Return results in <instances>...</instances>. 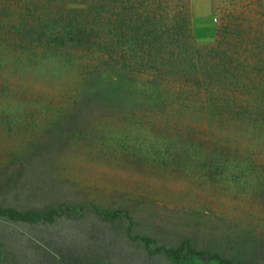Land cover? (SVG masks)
<instances>
[{"label":"rangeland","instance_id":"1","mask_svg":"<svg viewBox=\"0 0 264 264\" xmlns=\"http://www.w3.org/2000/svg\"><path fill=\"white\" fill-rule=\"evenodd\" d=\"M217 259L264 264V0H0V264Z\"/></svg>","mask_w":264,"mask_h":264},{"label":"trees","instance_id":"2","mask_svg":"<svg viewBox=\"0 0 264 264\" xmlns=\"http://www.w3.org/2000/svg\"><path fill=\"white\" fill-rule=\"evenodd\" d=\"M182 29H185L186 30V32L188 33V35H186L185 37H184V39H182V40H178L177 41V43H173L172 41L168 44L169 46H168V48L171 50V51H173V48H172V46L173 47H175V46H178V48H180V50H183V55H189V53H190V50H191V48H192V41L193 42H195V38L193 37V31H192V29H191V25H189V24H184L183 26H182ZM26 40V39H25ZM25 40H23V43H25L24 41ZM172 45V46H171ZM194 45V44H193ZM227 47H229V46H227ZM210 51H212L213 53H216V51L217 50H215V47H213V48H211V50ZM180 52H182V51H180ZM217 55H218V53H217ZM211 56H213V55H211ZM190 58H188V60H189ZM10 61V60H9ZM191 61V60H190ZM192 63H194L193 61H191ZM24 62L21 60L20 62H19V65H22ZM13 66V65H12ZM212 67V66H211ZM193 70V69H192ZM7 212V211H6ZM8 212H10L11 214H10V217L11 218H13L14 219V216H15V214H14V212L13 211H8ZM17 217H20V218H18V219H21V220H26V221H36V220H38L40 217H41V215H37V214H35V215H32V216H29V215H24V217L23 216H17ZM176 254V253H175ZM177 255V254H176ZM217 263L216 264H230L228 261H224V260H221V259H217Z\"/></svg>","mask_w":264,"mask_h":264}]
</instances>
